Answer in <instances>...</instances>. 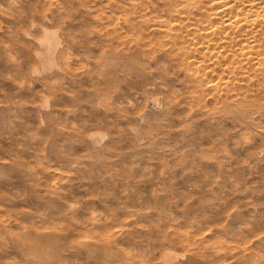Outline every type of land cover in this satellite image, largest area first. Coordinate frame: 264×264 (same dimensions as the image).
Wrapping results in <instances>:
<instances>
[{
  "label": "rangeland",
  "instance_id": "374dc122",
  "mask_svg": "<svg viewBox=\"0 0 264 264\" xmlns=\"http://www.w3.org/2000/svg\"><path fill=\"white\" fill-rule=\"evenodd\" d=\"M259 6L0 0V264H264Z\"/></svg>",
  "mask_w": 264,
  "mask_h": 264
},
{
  "label": "bare ground",
  "instance_id": "6f19581e",
  "mask_svg": "<svg viewBox=\"0 0 264 264\" xmlns=\"http://www.w3.org/2000/svg\"><path fill=\"white\" fill-rule=\"evenodd\" d=\"M244 1H246V0H220V2H222L223 3V8L220 10V12L219 13H221V14H223V16L225 17V21H226V25H228V26H236V27H240L239 25H238V23H239V21H240V14L242 13V8H239V10H240V12L238 11V12H236V14H235V16L232 18V16H231V14H230V12L229 11H227V9H225L226 7H228V6H234L237 2H244ZM248 2H250V3H253V4H260V6H259V9L260 10H262V11H264V0H247ZM259 17V15L258 14H256V15H254L251 19H250V21L251 22H255L256 20H257V18ZM181 37V36H180ZM214 41V40H213ZM210 42H211V40H210ZM215 44V43H214ZM237 62V61H236ZM235 62V63H236ZM229 65H231V64H229ZM233 66V65H232ZM237 67H239V63L237 64V65H235V66H233V67H227L226 66V68H228L229 70H231V72L232 71H234L235 70V68H237ZM214 86H215V84L213 85V88H214ZM210 88V87H209ZM199 255V254H198ZM200 256V255H199ZM192 259H194L193 258V255H192ZM195 259L197 260V257H195ZM167 260H172V255H168V257H167ZM196 260H194V262L196 261ZM200 260V259H199ZM201 261V260H200ZM202 262H203V260H202ZM204 263V262H203ZM206 264H208V263H206Z\"/></svg>",
  "mask_w": 264,
  "mask_h": 264
}]
</instances>
